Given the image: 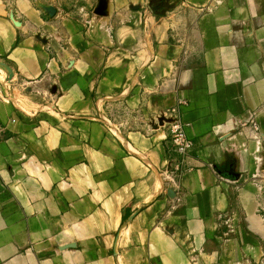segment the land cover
<instances>
[{"label":"crops","instance_id":"crops-1","mask_svg":"<svg viewBox=\"0 0 264 264\" xmlns=\"http://www.w3.org/2000/svg\"><path fill=\"white\" fill-rule=\"evenodd\" d=\"M0 264H264V0H0Z\"/></svg>","mask_w":264,"mask_h":264},{"label":"built area","instance_id":"built-area-1","mask_svg":"<svg viewBox=\"0 0 264 264\" xmlns=\"http://www.w3.org/2000/svg\"><path fill=\"white\" fill-rule=\"evenodd\" d=\"M168 141L171 159L169 161V171L167 179H176L184 172L183 161L192 149V143L188 139L183 123L175 118L168 127Z\"/></svg>","mask_w":264,"mask_h":264}]
</instances>
